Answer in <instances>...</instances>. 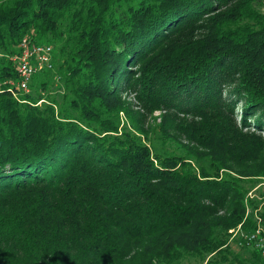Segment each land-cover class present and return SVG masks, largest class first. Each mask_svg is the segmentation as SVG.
I'll use <instances>...</instances> for the list:
<instances>
[{"label":"trees","instance_id":"trees-1","mask_svg":"<svg viewBox=\"0 0 264 264\" xmlns=\"http://www.w3.org/2000/svg\"><path fill=\"white\" fill-rule=\"evenodd\" d=\"M256 130L264 0H0V264H264Z\"/></svg>","mask_w":264,"mask_h":264},{"label":"built area","instance_id":"built-area-1","mask_svg":"<svg viewBox=\"0 0 264 264\" xmlns=\"http://www.w3.org/2000/svg\"><path fill=\"white\" fill-rule=\"evenodd\" d=\"M20 53L16 56L18 80L16 83L20 91L28 92L33 76L45 67H51L53 63V47L47 44L30 45L28 37L22 38L19 44ZM260 230L258 229L256 234ZM261 247L264 241H257L255 236H250Z\"/></svg>","mask_w":264,"mask_h":264},{"label":"rangeland","instance_id":"rangeland-1","mask_svg":"<svg viewBox=\"0 0 264 264\" xmlns=\"http://www.w3.org/2000/svg\"><path fill=\"white\" fill-rule=\"evenodd\" d=\"M122 99L125 100L126 102H128L134 110H139L141 112H144L143 108L141 107V105H140L138 99L135 97L134 93H132V92L124 93L122 95ZM234 114H235L234 118L236 119V121H238V124L242 125L241 122H240L241 121V116H242L241 109L235 108ZM162 115H163V112H161V111H154L153 114H147L146 113V116H145L146 124L154 126L155 123L162 122ZM120 116H121L123 121L126 120L125 115H124L123 112L120 113ZM251 125L253 127L251 129H252V131H254L256 129L255 128L256 126H254V123H251ZM244 126L246 127L247 124L244 125ZM256 132L261 133L262 136H264V130L263 131L262 130H256ZM260 185H264V182H261ZM256 189H257V187L250 191V193H249L250 197L254 196V192H255ZM235 247L237 248V246H235ZM188 264H197V263L190 262Z\"/></svg>","mask_w":264,"mask_h":264}]
</instances>
